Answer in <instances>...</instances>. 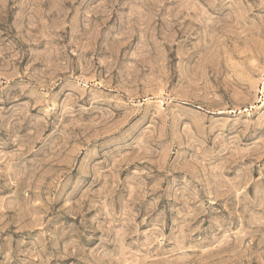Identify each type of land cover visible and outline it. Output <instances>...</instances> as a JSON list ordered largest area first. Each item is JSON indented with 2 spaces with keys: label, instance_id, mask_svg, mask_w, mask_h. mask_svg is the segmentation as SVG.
<instances>
[{
  "label": "rangeland",
  "instance_id": "rangeland-1",
  "mask_svg": "<svg viewBox=\"0 0 264 264\" xmlns=\"http://www.w3.org/2000/svg\"><path fill=\"white\" fill-rule=\"evenodd\" d=\"M0 264H264V0H0Z\"/></svg>",
  "mask_w": 264,
  "mask_h": 264
}]
</instances>
